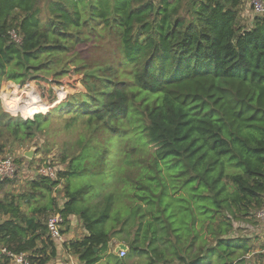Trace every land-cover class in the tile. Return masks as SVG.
I'll use <instances>...</instances> for the list:
<instances>
[{"label":"trees","instance_id":"1","mask_svg":"<svg viewBox=\"0 0 264 264\" xmlns=\"http://www.w3.org/2000/svg\"><path fill=\"white\" fill-rule=\"evenodd\" d=\"M242 3L0 0V90H27L2 98L24 117L0 111V152L38 143L53 118L82 125L55 180L0 182L1 248L49 263L57 212L61 233L72 218L87 233L64 243L77 264L112 239L143 264H244L251 245L234 231L264 202V13L242 26Z\"/></svg>","mask_w":264,"mask_h":264},{"label":"rangeland","instance_id":"2","mask_svg":"<svg viewBox=\"0 0 264 264\" xmlns=\"http://www.w3.org/2000/svg\"><path fill=\"white\" fill-rule=\"evenodd\" d=\"M253 16L254 12L252 10L250 0H243L240 13V24L242 26L250 25ZM92 56L95 58L98 56V54L93 52ZM73 78H77L76 75ZM72 81H66V83L71 84L70 82ZM29 82H31V87L34 90H38L40 92L45 91V85L36 86V81ZM29 82H27V85H29ZM73 84H75V82H73ZM26 91L27 90L24 89V87L12 81L4 82L3 87L0 90V111L7 112L12 116H17L18 114L22 115L20 112L12 114L11 112L7 111L2 104V98H7L11 96L12 93H15L17 97L23 96L24 98L26 96ZM69 91L71 93H74V87L69 88ZM17 92L21 95H18ZM22 117L24 116L22 115ZM50 123L51 124H49L50 126L48 127L49 133L42 134L38 143H32L26 148L14 150L13 152H10V150L8 149H3V151L0 152L1 158H12L18 169L16 177L11 180L10 186L6 188L7 191H10L12 193H22L26 189V182L30 179V176L37 172L36 168L41 169L42 167H45L47 165H52L62 170L64 168V165L60 161V156L62 155V153H64L65 150H69L70 148L77 150L78 132L82 129V125L78 124L74 127L66 129L65 122L55 118H53ZM43 141L45 142V144L42 143ZM115 145L117 146L115 147L116 149H121L120 144L115 143ZM31 147H35L36 149L34 150L31 161H28L30 159L24 157L23 154ZM60 190H62V186L57 188V193H60ZM57 193H54L52 196L55 197ZM59 198L63 199V196L60 195ZM51 214H53V212ZM51 214H49L47 217H49ZM0 219L4 218L1 216ZM239 226H236L237 228L235 229L234 234L248 238L251 245L250 252L244 256V264H264V233L261 232V229L258 227L257 222L254 219H248L246 221H243ZM65 228L66 224L62 226V230H65ZM83 234H85L84 228L82 227L80 221L77 218H73L72 225L70 223V228L67 230V232L63 233V238L65 241V238H67V240L68 238H70L69 240L80 239ZM118 242L119 241L112 239L109 243L108 252L103 255L102 258L95 264H117L116 260L118 255L114 252V248ZM55 243L61 245V249L58 251L56 259H58V261L60 262L70 263V259L66 258L63 255L64 244L59 242ZM119 259L124 260L126 264H143L145 262V259L140 256L132 258L131 256L126 255L122 259ZM52 261L54 262V259ZM7 263L9 264L8 259L0 258V264Z\"/></svg>","mask_w":264,"mask_h":264},{"label":"built area","instance_id":"3","mask_svg":"<svg viewBox=\"0 0 264 264\" xmlns=\"http://www.w3.org/2000/svg\"><path fill=\"white\" fill-rule=\"evenodd\" d=\"M250 4L254 12V15L264 13L263 0H250ZM10 37L16 43H20L21 41V38L15 31L10 32ZM58 170L59 169L56 166L47 165L45 167H42L35 174H41L52 180H55L57 177ZM17 171H18L17 165L15 164L12 158L0 157V182L13 179L14 177H16ZM58 187H56L55 189H57ZM54 193H57V191L55 190ZM60 195L63 196L62 193H57V195L55 196L57 200V206L59 209L62 208L64 204V197L63 199H61L59 198ZM254 220L257 222V225L261 229V232H264V202L262 207L259 210H257L256 213L254 214ZM63 225L65 224L63 217L60 213L55 212L48 217L46 222L47 231H48V235L50 236L51 240L54 243L55 242H59L63 244L65 243V240L63 238V233H61ZM57 245L59 244H56V246ZM65 250L68 252L67 249ZM126 252H127L126 250H120L117 253V255L118 257L123 258L126 256ZM0 255L6 256L8 259L12 260L14 264H30L29 261L26 259V254L24 253L12 254L10 252H7L6 249L0 247ZM63 264H73V262H71L70 260V263L64 262Z\"/></svg>","mask_w":264,"mask_h":264},{"label":"crops","instance_id":"4","mask_svg":"<svg viewBox=\"0 0 264 264\" xmlns=\"http://www.w3.org/2000/svg\"><path fill=\"white\" fill-rule=\"evenodd\" d=\"M72 222H73V218H72V220H71V225H72ZM84 233L85 234H83V236L84 235H86L87 233H86V231L84 230ZM264 233V232H263ZM234 235V234H233ZM235 236H239V235H236L235 234ZM243 237V236H242ZM66 239V241H68L70 238H68V240H67V238H65ZM65 241V242H66ZM61 246L60 245H57L56 246V248H57V255H58V251L61 249L60 248ZM56 255V256H57ZM63 255L66 257V258H69L70 260H71V262H73V264H77L78 263V259H77V257H75L74 255H71V254H69L65 249H63ZM117 256V255H116ZM0 258H1V255H0ZM118 258H120V257H118ZM55 259L56 258H54V262L51 260L49 263H47V264H63L64 262H60V261H58V259H56V261H55ZM122 259V258H121ZM9 261V264H14V262L12 261V260H8ZM8 264V263H7Z\"/></svg>","mask_w":264,"mask_h":264},{"label":"water","instance_id":"5","mask_svg":"<svg viewBox=\"0 0 264 264\" xmlns=\"http://www.w3.org/2000/svg\"><path fill=\"white\" fill-rule=\"evenodd\" d=\"M35 149H36L35 147L29 148L27 151L24 152V154H23L24 157L31 160L33 157V153H34ZM120 250H126L127 251L128 246L123 242H118L114 248V252L118 253ZM95 251H97V248H95Z\"/></svg>","mask_w":264,"mask_h":264}]
</instances>
